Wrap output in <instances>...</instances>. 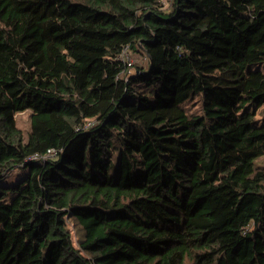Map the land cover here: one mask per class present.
Masks as SVG:
<instances>
[{
  "label": "trees",
  "instance_id": "obj_1",
  "mask_svg": "<svg viewBox=\"0 0 264 264\" xmlns=\"http://www.w3.org/2000/svg\"><path fill=\"white\" fill-rule=\"evenodd\" d=\"M163 1L0 0V264H264V0Z\"/></svg>",
  "mask_w": 264,
  "mask_h": 264
},
{
  "label": "rangeland",
  "instance_id": "obj_2",
  "mask_svg": "<svg viewBox=\"0 0 264 264\" xmlns=\"http://www.w3.org/2000/svg\"><path fill=\"white\" fill-rule=\"evenodd\" d=\"M164 3H166L168 0H164ZM129 55H130V60L133 63V67L135 65H139V66H147L148 64V58L145 55V53L142 50H130L129 48ZM251 68L249 69H256L260 67V64H252L250 65ZM131 71H133V69H130ZM131 73V72H130ZM186 107L190 112H196V113H200L201 112V101L200 98L197 97L191 101L186 102ZM30 115H31V111L30 110H25L22 112H18L16 115L17 118V124L18 126L23 130L24 132V141L28 140V136H29V131H30ZM264 123V116L262 115V113H258L257 117H256V124L261 125ZM259 162L260 163H264V156H262L261 158H259ZM27 172V169L25 167H16L14 168L2 181L1 183L3 184H14L17 181H19L21 178H23L25 176ZM72 226V225H71ZM80 233L79 231L75 228L74 230V239L77 241L78 237H79Z\"/></svg>",
  "mask_w": 264,
  "mask_h": 264
},
{
  "label": "built area",
  "instance_id": "obj_3",
  "mask_svg": "<svg viewBox=\"0 0 264 264\" xmlns=\"http://www.w3.org/2000/svg\"><path fill=\"white\" fill-rule=\"evenodd\" d=\"M119 58L122 61L127 62L128 65L132 66L131 69H133V63L130 60V55H129V47L126 46L123 51L120 53ZM131 70L128 72L130 74ZM89 123V122H88ZM56 155V150L55 149H49L45 154H35L32 158L39 159V160H44L48 157Z\"/></svg>",
  "mask_w": 264,
  "mask_h": 264
}]
</instances>
